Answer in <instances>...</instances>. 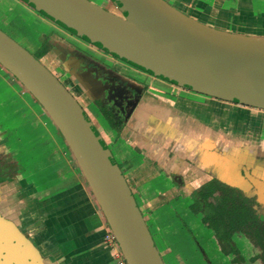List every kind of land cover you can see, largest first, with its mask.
Returning <instances> with one entry per match:
<instances>
[{
	"label": "water",
	"instance_id": "water-1",
	"mask_svg": "<svg viewBox=\"0 0 264 264\" xmlns=\"http://www.w3.org/2000/svg\"><path fill=\"white\" fill-rule=\"evenodd\" d=\"M20 1L75 37L171 84L264 110V30L222 27L169 0H110L115 12L91 0ZM0 64L56 127L127 263L166 264L130 184L74 96L2 29ZM244 173L264 206V178L246 169ZM5 221L0 217V264H56L44 260L36 246Z\"/></svg>",
	"mask_w": 264,
	"mask_h": 264
},
{
	"label": "flooded vegetation",
	"instance_id": "flooded-vegetation-1",
	"mask_svg": "<svg viewBox=\"0 0 264 264\" xmlns=\"http://www.w3.org/2000/svg\"><path fill=\"white\" fill-rule=\"evenodd\" d=\"M79 40L77 44L64 43L55 36L51 41L44 39L41 46L48 49L43 50L46 57H55L57 62L54 65L61 74L58 79L86 112L106 145L109 147L106 140L110 136L115 147L126 149L125 160L132 166L126 172L128 178L122 172L127 182L130 180L132 183V193L133 189L138 193L141 189L138 183L142 178L132 175L135 166L148 163L155 169L151 180L162 183L163 188L158 191L156 201L150 198L145 200V211L185 205L188 212L194 214L214 234L209 226L211 222H203L205 212L211 213L210 202L220 195L217 192L214 199H209L210 191H237L256 201V211L261 212L264 224V206L258 204L257 190L244 173L246 169L259 177L255 171L264 167V123L261 125L259 140L250 152L253 156H243L246 158L241 160L235 158L229 165L222 144L226 141V129L223 130L222 124L225 119L214 115L206 102L213 98L171 84ZM48 60L52 66V61ZM40 62L49 69L44 62ZM24 89L23 94L26 95L28 91ZM30 98H33V103L39 104L32 95ZM92 106L99 111L96 122L93 118L95 115L92 117L86 110ZM42 111L45 113L43 108ZM3 112L1 108L0 217L17 227L36 246L44 260L58 264L47 252L46 246L35 238L42 232L40 204L43 200L35 197V191L39 192L37 186L29 182L21 172L25 167L18 159L17 120L14 122L12 117L9 124V114ZM15 113L17 110L12 109V114ZM98 125L107 138L102 135ZM145 185L146 182L141 184ZM197 205H201L203 210L195 212ZM214 237L224 254L218 237L215 234ZM245 238L242 233L235 232L231 241L235 244L231 245L234 248L231 251L232 247H228L229 253L224 255L231 264H261V259L253 260L258 249L249 239L246 238L251 247L248 256H244L238 249L237 241ZM205 260L212 264L208 257Z\"/></svg>",
	"mask_w": 264,
	"mask_h": 264
},
{
	"label": "rangeland",
	"instance_id": "rangeland-1",
	"mask_svg": "<svg viewBox=\"0 0 264 264\" xmlns=\"http://www.w3.org/2000/svg\"><path fill=\"white\" fill-rule=\"evenodd\" d=\"M91 1L105 9L116 11L110 0ZM169 3L175 5V0H169ZM0 29L44 62L57 78L61 77L57 66L54 65L57 61L53 55H48V57L44 55L43 50L47 51L48 49L42 47L41 43L44 42V39L51 41L55 36L64 43L77 44L76 42L80 41L79 38L42 17L40 13L20 0H0ZM48 59L52 61L56 70L53 65L49 64ZM23 91H25L23 86L7 69L0 65V109L4 110L3 113L9 114V124H11L12 117L14 122L17 120L18 159L25 167L21 172L29 182H33L37 186L38 195L42 196L47 192L54 193L61 189V182L56 183L57 181H55L60 174L57 169L62 167L60 163H62L64 153L68 158L73 159V157L54 124L43 113L42 107L33 103L31 95L28 92V95H24ZM212 101V104L208 105L211 106V111L214 115L222 116L225 119L222 124L223 130L226 129V141L222 144L227 152L225 159L227 164H232L235 158L241 160L246 158L243 156H253L250 152L259 140L261 125L264 123V111L240 105L233 106L215 99ZM12 109L17 110L15 115L12 114ZM86 110L92 117L93 114L95 115L93 118L96 122L98 109L92 106ZM98 127L103 135L102 128L99 125ZM104 136L107 138L105 134ZM111 138L109 136L106 141L114 158L121 166V170L128 178L126 172L131 169L132 164L125 160L126 149L115 147ZM51 163L53 164L51 165ZM74 163L80 173L81 180L86 183L85 177L76 162ZM255 172L264 177V167H259ZM68 183H72L70 177H68L65 186ZM129 184L132 186L130 180ZM162 188V183L154 182L148 188H141L139 193L133 189V193L165 263L208 264L205 260L208 257L212 264H231L229 258L220 250L212 231L206 229L194 214L188 212L187 206H178L177 204L164 207L160 211L144 210L145 200L143 197H151ZM43 189H46L44 190L46 192L42 191ZM237 245L241 253L248 256L251 250L249 241L246 238L240 239L237 241ZM112 263L118 264L116 260H113Z\"/></svg>",
	"mask_w": 264,
	"mask_h": 264
},
{
	"label": "crops",
	"instance_id": "crops-1",
	"mask_svg": "<svg viewBox=\"0 0 264 264\" xmlns=\"http://www.w3.org/2000/svg\"><path fill=\"white\" fill-rule=\"evenodd\" d=\"M175 5L222 27L264 30V17L260 16L264 15V0H175ZM212 100L207 99L206 102L210 105ZM61 162L62 167L57 169L60 174L55 180L56 183L61 182V189L42 196L37 191L34 193L35 197L43 200L40 204L42 232L35 238L46 246L47 252L58 264H113L110 251L103 245V237L110 229L93 193L81 180L73 159L64 153ZM151 167L148 163L139 164L132 171L133 177L142 178L138 183L140 188H148V184L154 182L151 178L155 169ZM68 177L72 183L65 186ZM145 182L146 185L141 186ZM157 194L158 191L152 197L143 198L155 200Z\"/></svg>",
	"mask_w": 264,
	"mask_h": 264
},
{
	"label": "trees",
	"instance_id": "trees-1",
	"mask_svg": "<svg viewBox=\"0 0 264 264\" xmlns=\"http://www.w3.org/2000/svg\"><path fill=\"white\" fill-rule=\"evenodd\" d=\"M217 192L220 195L215 201L210 202L211 213L205 212L203 222L209 224L211 222L209 226L218 237L224 254L229 253L228 247H232V251L235 245L231 242L233 236L235 232H240L258 249V254L253 260L261 259V264H264V224L261 212L256 211V201L248 199L246 194L243 196L237 191H210V198L205 195L204 197L214 199ZM201 210L203 207L197 205L195 212Z\"/></svg>",
	"mask_w": 264,
	"mask_h": 264
},
{
	"label": "built area",
	"instance_id": "built-area-1",
	"mask_svg": "<svg viewBox=\"0 0 264 264\" xmlns=\"http://www.w3.org/2000/svg\"><path fill=\"white\" fill-rule=\"evenodd\" d=\"M103 245L110 251V255H112L113 260H116L118 264H128L119 248L118 242L109 230L103 237Z\"/></svg>",
	"mask_w": 264,
	"mask_h": 264
}]
</instances>
